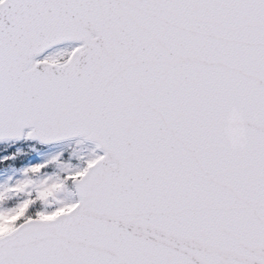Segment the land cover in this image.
<instances>
[{
  "label": "snow or ice",
  "instance_id": "6c2138e0",
  "mask_svg": "<svg viewBox=\"0 0 264 264\" xmlns=\"http://www.w3.org/2000/svg\"><path fill=\"white\" fill-rule=\"evenodd\" d=\"M0 264H264V0H0Z\"/></svg>",
  "mask_w": 264,
  "mask_h": 264
}]
</instances>
